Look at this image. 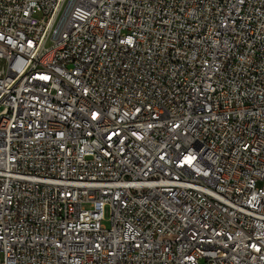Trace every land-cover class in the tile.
<instances>
[{"label":"built area","instance_id":"1","mask_svg":"<svg viewBox=\"0 0 264 264\" xmlns=\"http://www.w3.org/2000/svg\"><path fill=\"white\" fill-rule=\"evenodd\" d=\"M0 63V264H264V0H0Z\"/></svg>","mask_w":264,"mask_h":264},{"label":"bare ground","instance_id":"2","mask_svg":"<svg viewBox=\"0 0 264 264\" xmlns=\"http://www.w3.org/2000/svg\"><path fill=\"white\" fill-rule=\"evenodd\" d=\"M68 3H75V0H66ZM48 45H58V37L55 34H48Z\"/></svg>","mask_w":264,"mask_h":264},{"label":"rangeland","instance_id":"3","mask_svg":"<svg viewBox=\"0 0 264 264\" xmlns=\"http://www.w3.org/2000/svg\"><path fill=\"white\" fill-rule=\"evenodd\" d=\"M104 216H105V219L102 221V224L104 226H109V221H108V219H109V207L108 206H106L104 209Z\"/></svg>","mask_w":264,"mask_h":264}]
</instances>
